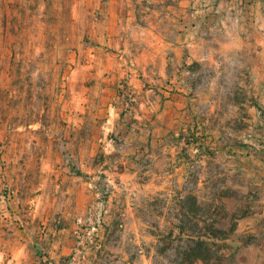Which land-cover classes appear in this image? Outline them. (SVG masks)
<instances>
[{
	"label": "rangeland",
	"instance_id": "obj_1",
	"mask_svg": "<svg viewBox=\"0 0 264 264\" xmlns=\"http://www.w3.org/2000/svg\"><path fill=\"white\" fill-rule=\"evenodd\" d=\"M87 1L0 0V264H54L51 243L65 247L56 264H264V67L258 87L239 56L234 71L170 73L160 92L196 100L192 130L170 142L183 180L144 163L120 184L98 142L105 112L75 71L91 58L74 54Z\"/></svg>",
	"mask_w": 264,
	"mask_h": 264
},
{
	"label": "crops",
	"instance_id": "obj_2",
	"mask_svg": "<svg viewBox=\"0 0 264 264\" xmlns=\"http://www.w3.org/2000/svg\"><path fill=\"white\" fill-rule=\"evenodd\" d=\"M76 14L80 40L88 44L74 54L91 58L75 71L91 82L88 96L96 97L99 111L105 112L98 142L117 157L118 183H134L144 163L150 168L172 164V176L182 182L183 149L170 142H181L192 130L196 100L185 87L171 95L160 89L182 64L200 62L223 73L234 71L225 66L237 56L243 63L237 62L235 71L258 87L264 67V0H88ZM101 167L97 162L92 171L100 173ZM46 251L56 264L65 247L51 243ZM21 257L12 259L21 263Z\"/></svg>",
	"mask_w": 264,
	"mask_h": 264
},
{
	"label": "trees",
	"instance_id": "obj_3",
	"mask_svg": "<svg viewBox=\"0 0 264 264\" xmlns=\"http://www.w3.org/2000/svg\"><path fill=\"white\" fill-rule=\"evenodd\" d=\"M201 245H202V244H198V245H197V247H198V252H199V250H200L199 248H200ZM200 252H201V251H200ZM200 252H199L198 254H200Z\"/></svg>",
	"mask_w": 264,
	"mask_h": 264
}]
</instances>
